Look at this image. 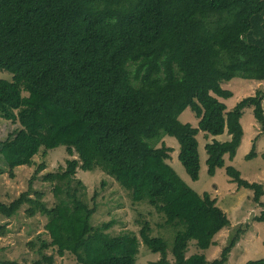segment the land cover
I'll use <instances>...</instances> for the list:
<instances>
[{"label":"trees","instance_id":"16d2710c","mask_svg":"<svg viewBox=\"0 0 264 264\" xmlns=\"http://www.w3.org/2000/svg\"><path fill=\"white\" fill-rule=\"evenodd\" d=\"M0 72L12 76L0 79V177L36 167L26 192L0 202V218L11 220L25 207L30 219L47 217L44 233L27 245L34 264L67 254L78 264H137L142 246L161 256L155 264L229 263L244 233L219 259H207L231 222L171 167L174 150L163 141L177 140L178 159L198 182L199 135L216 138L205 145L209 177L225 169L264 207V187L228 165L245 136L246 109L264 134V92L232 110L221 102L233 98L224 85L236 79L264 85V0H0ZM188 109L196 128L179 120ZM225 135L228 141H217ZM59 148L71 159L43 176L56 200L50 208L34 189L47 169L36 158ZM254 158L255 146L246 160ZM79 170H100L133 204L163 215L174 235L171 250L147 221L139 233H115L112 221L95 226L99 195L91 206ZM257 221L264 223V214ZM7 232L2 227L1 235ZM191 244L197 252L188 257ZM0 264L19 263L0 257Z\"/></svg>","mask_w":264,"mask_h":264},{"label":"rangeland","instance_id":"374dc122","mask_svg":"<svg viewBox=\"0 0 264 264\" xmlns=\"http://www.w3.org/2000/svg\"><path fill=\"white\" fill-rule=\"evenodd\" d=\"M5 76L6 78L9 77L10 80L12 79L9 73L0 72V79ZM224 89L230 91L233 98L228 101L221 99V102L226 104L229 110H232L242 100L255 96L259 90L264 92V85L236 79L230 84L224 85ZM179 120L183 124H191L194 128L198 127L199 124V120L190 109L184 112ZM242 125L245 132L242 145L233 162L227 159L228 165L237 169L245 181L261 184L264 187V134H262L260 126L255 121L252 108L245 110ZM227 138L230 139L228 136H224L217 138V141L223 142ZM214 140L216 138L210 137V141H208L205 139L204 134L199 135L201 173L198 182L191 181L180 163L178 159L180 147L177 140L166 137L163 142L174 150L169 161L171 167L194 191L200 195L209 194L215 199L218 207L227 214L231 222L230 227L223 230L216 238V246L206 253L207 259L209 261L219 259L233 237L238 231H241L244 234L239 244L232 251L228 264H247L250 261L262 260L264 259V223L257 221V219L264 214V207L254 203V193L251 190L239 189L236 184L232 183L225 169L218 170L215 177H209L206 164L208 155L205 145ZM253 146H255L257 158L247 161L246 157L251 153ZM68 159L71 158L65 148H59L51 152L47 158H42V156L36 158L37 164L47 162V169L35 181L34 189L45 194V202L50 208L56 204V200L53 187L43 181V176L56 173L60 168H64ZM35 169L36 167L18 169L14 179L9 178L8 174L1 176L0 202L9 204L18 198L20 194L26 192ZM77 179L86 185L87 201L91 206L93 205L91 200L95 192H98V212L93 217L95 226L112 221L115 222V233L123 230H132L139 233L142 223L147 221L152 227L153 235L167 239L171 250L174 235L173 231L165 227L163 215L157 213L147 204H133L129 194L100 170L92 173H84L79 170ZM103 183H105V187ZM262 203L264 204V197ZM27 208H23L19 215L11 220L0 218V257L17 261L19 264H34V261L38 259L27 245L30 241L36 239L38 235L44 233L45 225L48 222L47 217L41 215L34 219L28 218L26 216ZM2 227L8 231L5 236L1 235ZM196 252L195 246L191 244L188 257ZM160 258L159 254H154L142 246L137 264H155ZM169 260L173 261L170 255ZM55 264L78 263L72 255L67 254L64 258L56 255Z\"/></svg>","mask_w":264,"mask_h":264},{"label":"crops","instance_id":"0c3cea01","mask_svg":"<svg viewBox=\"0 0 264 264\" xmlns=\"http://www.w3.org/2000/svg\"><path fill=\"white\" fill-rule=\"evenodd\" d=\"M225 136H226V135H225ZM223 137H224V136H223ZM228 140H229V139L227 138V140H224V141H228ZM224 141H223V142H224Z\"/></svg>","mask_w":264,"mask_h":264}]
</instances>
